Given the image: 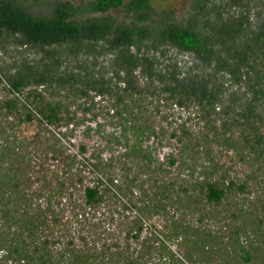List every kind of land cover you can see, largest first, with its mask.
Here are the masks:
<instances>
[{"label":"trees","instance_id":"16d2710c","mask_svg":"<svg viewBox=\"0 0 264 264\" xmlns=\"http://www.w3.org/2000/svg\"><path fill=\"white\" fill-rule=\"evenodd\" d=\"M13 46L0 264H264V0H0Z\"/></svg>","mask_w":264,"mask_h":264},{"label":"rangeland","instance_id":"374dc122","mask_svg":"<svg viewBox=\"0 0 264 264\" xmlns=\"http://www.w3.org/2000/svg\"><path fill=\"white\" fill-rule=\"evenodd\" d=\"M73 2H80L82 0H71ZM191 0H152L153 5L155 6V8L159 11L162 10H169V9H173L176 11V13L178 14H183L186 13V10L189 6ZM125 11L123 9L121 10H114L113 14L116 15L119 19H122L124 16ZM16 47H10L9 48V54L8 55H4V53H0L1 56L3 57H8L10 59V57H14L16 55H18L17 50L15 49ZM19 55L22 53L28 54V56L32 57L35 55V50L34 49H27L24 50L23 48H21L19 50ZM169 55H172L174 57H177L181 62L186 63L189 65L190 63L193 62V58L191 55L189 54H184V53H178L176 50H170ZM172 112H174V116L178 117V112L177 110H173ZM182 116L187 117L188 114L185 112H182ZM172 117H170L171 119ZM93 126H95L96 124L93 122L92 123ZM33 126L30 127H25V133L27 134H31L33 128ZM82 129L83 127H81V129H77L74 133V136L71 137V140L74 142V146L72 147L73 150H76L78 148V146L80 144H85L87 146V152L84 154V156L89 157L95 150V143L96 140L98 139L97 136H95L94 138H89L87 136H85L82 133ZM112 129L111 126L107 127V130ZM174 141L173 139L170 140H166V145L164 147H161V149L159 150L160 156L163 158L167 153L171 152L173 149V146L170 145V142ZM108 155V153H106ZM225 158V157H224ZM89 174V178H94V174L93 173H88ZM123 215H119L118 213H115V218L117 221H115L114 225L111 227L112 230L114 231L115 235L113 236V238L116 239H121L122 237H124V232L121 231L120 227L121 226H117L119 221L122 219ZM156 224L158 226H160L159 222L157 221ZM103 226L108 227L109 224L107 223H103ZM104 227H101V229H103Z\"/></svg>","mask_w":264,"mask_h":264}]
</instances>
